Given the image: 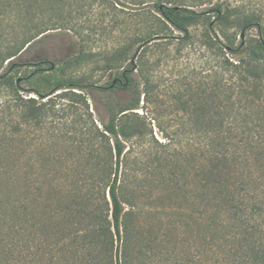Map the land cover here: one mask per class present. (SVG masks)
<instances>
[{
	"label": "rangeland",
	"instance_id": "374dc122",
	"mask_svg": "<svg viewBox=\"0 0 264 264\" xmlns=\"http://www.w3.org/2000/svg\"><path fill=\"white\" fill-rule=\"evenodd\" d=\"M17 1L0 0V44L8 46L43 31L16 61L45 58L53 64L52 69L32 76L34 66L13 69L10 74L14 78L30 75L17 82L18 94L39 103L34 91L49 92L54 79L71 78L73 85L55 92L66 90L65 95H49L47 119L40 124L21 125L24 131L11 130L18 115L13 111L5 117L3 104L13 94L8 87H0V139L1 132L11 135L0 143V157L4 149L10 154L0 166L14 168L20 182L27 178L30 186L47 189L44 201L50 233L70 221L89 220L90 212L108 215L111 220L107 188H101L89 202L82 189L76 198L82 215L57 212L56 202L71 201L69 191L75 172L92 170L89 151L107 156L110 135H98L108 120L107 99L128 102L138 90L137 108L119 117L127 130L131 126L137 130L133 136L120 137L124 150L117 182L120 198L134 204L129 217L130 264H210L207 213L200 204L202 198L195 197L192 179L196 144L187 131L189 115L179 109L180 100L189 98L191 103L210 80L223 73L220 51L205 43L208 21L224 42L211 6L220 2L227 10L229 23L224 32L237 45L260 36L256 26L243 31L237 27L243 16H254L264 36V0H63L59 5L54 0H20L21 5ZM155 1L204 13L188 26L189 38L184 39L182 32L160 21ZM152 32L153 37L143 43ZM114 51L124 53L106 67ZM7 68L6 61L0 62V74ZM125 69H130L127 75L131 83L112 96L100 89L91 93L85 85L103 86ZM109 144L112 146V138ZM124 210L130 207L124 204ZM143 244L151 249L145 261L138 252Z\"/></svg>",
	"mask_w": 264,
	"mask_h": 264
},
{
	"label": "trees",
	"instance_id": "16d2710c",
	"mask_svg": "<svg viewBox=\"0 0 264 264\" xmlns=\"http://www.w3.org/2000/svg\"><path fill=\"white\" fill-rule=\"evenodd\" d=\"M59 5L63 0H54ZM17 3L21 5V1ZM160 21L179 30L183 38H189L188 26L197 22L204 12L178 6L153 3ZM29 6V5H28ZM29 8V7H28ZM210 11L215 15V24L224 39L222 42L213 31L212 21L207 22L208 34L205 43L209 48L220 51V65L223 73L209 81L190 103L180 100L179 109L188 114L187 131L195 140L196 158L193 164L195 197L202 198L203 211L207 213V247L210 264H264V36L262 26L254 16H243L236 24L242 31L256 26L260 36L234 45L233 39L224 30L229 23V14L220 2H215ZM36 15V14H35ZM43 31L11 45L0 44V62L6 61L7 70L0 74V87H8L10 101L3 104L5 117L15 111L18 122L12 131H24L23 126L34 122L40 124L49 116L46 104L49 95L57 90L71 87V78H57L49 92L34 91L40 102L33 97H22L18 81L36 72L52 69L53 64L45 58L17 62L16 58ZM213 33V35H211ZM242 33V32H241ZM148 33L143 43L153 37ZM142 47V45H141ZM123 51L113 52L106 61V67L116 63ZM230 55V56H229ZM130 62L132 63V58ZM236 57V58H235ZM231 58H234L231 60ZM47 64V67L43 68ZM34 66L29 76L14 78L10 72L18 67ZM125 69L103 86L85 84L91 93L124 90L131 83ZM76 85V84H74ZM60 91L54 95H65ZM140 92L135 90L128 102H105L108 120L98 132L107 137V156L89 151L88 161H93L92 170L74 173L69 203L56 202V211L80 215L76 200L84 191V197L91 200L94 194L107 188L111 208L108 215L90 212L89 220L70 221L62 228L50 233L49 217L45 213L47 189L42 185H31L27 178L20 182L12 167L0 166V264H130L129 217L134 207L132 201L118 195V170L124 145L120 137L137 133L136 126L129 130L119 117L139 105ZM46 98V99H44ZM44 99V100H42ZM14 113V112H13ZM119 121V122H118ZM19 127V129L17 128ZM22 127V128H21ZM8 131L1 132L0 143L9 140ZM9 137V138H8ZM112 138V146L109 144ZM2 159L10 156L2 152ZM12 159V158H10ZM160 160V158H157ZM167 161V158H162ZM167 166V165H165ZM164 165L162 167H165ZM171 171V170H170ZM80 179H79V178ZM31 187V188H30ZM124 204L130 210H124ZM82 215V214H81ZM111 227L113 231L111 230ZM120 240L122 243L119 244ZM147 243V242H146ZM145 261L151 252L149 244L138 250ZM159 255H162L161 253ZM140 261V258H138Z\"/></svg>",
	"mask_w": 264,
	"mask_h": 264
},
{
	"label": "water",
	"instance_id": "95a60500",
	"mask_svg": "<svg viewBox=\"0 0 264 264\" xmlns=\"http://www.w3.org/2000/svg\"><path fill=\"white\" fill-rule=\"evenodd\" d=\"M241 36H242V34H241ZM135 57V56H134ZM133 60V59H132Z\"/></svg>",
	"mask_w": 264,
	"mask_h": 264
}]
</instances>
